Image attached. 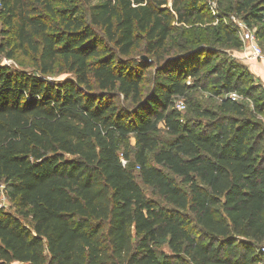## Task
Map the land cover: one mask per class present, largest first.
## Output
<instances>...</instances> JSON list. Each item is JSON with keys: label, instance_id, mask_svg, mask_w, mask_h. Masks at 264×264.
Listing matches in <instances>:
<instances>
[{"label": "trees", "instance_id": "obj_1", "mask_svg": "<svg viewBox=\"0 0 264 264\" xmlns=\"http://www.w3.org/2000/svg\"><path fill=\"white\" fill-rule=\"evenodd\" d=\"M81 1L86 19L66 0H1L0 53L30 56L33 71L0 63V184L14 208H0V264L264 262V127L228 96L247 73L212 82L221 101L202 125L174 101L202 88L184 79L208 64L191 63L208 38L190 31L189 51L160 62L173 23H201L208 0ZM236 11L264 35V0ZM141 45L150 62L133 57Z\"/></svg>", "mask_w": 264, "mask_h": 264}, {"label": "rangeland", "instance_id": "obj_2", "mask_svg": "<svg viewBox=\"0 0 264 264\" xmlns=\"http://www.w3.org/2000/svg\"><path fill=\"white\" fill-rule=\"evenodd\" d=\"M66 3L75 4L80 8L79 16L86 17V9L81 0H66ZM245 0H208L215 5L216 14L211 16L207 14L206 18L201 23H191L190 25L176 24L174 25V32L168 39L166 51L163 52L160 62H162L168 55H173L177 57L182 53H186L187 47L182 48L183 40L188 35L190 31L199 29L204 37L208 38L204 45L200 48L204 49L202 53L192 56L191 63H200V66L204 62L208 64L201 66V74L197 78L187 77L184 81L187 84H191L196 81L202 88L196 87L187 92L186 96L179 97L175 99V106L177 102L182 101L185 105L182 111V117H190L195 123H201L204 125L208 119L209 115L217 113L218 105L221 101L220 96L213 95V85L214 80L220 81V77L226 73H231L234 77L247 73L248 79L245 85L239 86L238 90L231 92L237 101L242 103L247 111L248 115H251V119L259 123L264 127V61H254L251 59H245L244 57L248 52L244 43L241 41L239 34L237 32L238 22L244 23L248 28L254 33L257 43L264 52V35H258V30L260 27L259 23L250 21L246 23L243 20V15L237 13L236 9L238 5L242 4ZM54 7H60L61 4L58 0H54ZM57 22L56 19L49 20L51 25ZM226 28H224V27ZM2 24L0 22V45L3 43V37L1 34ZM223 29L229 32H234L235 35L233 39L227 40L224 34L221 32ZM237 43H241V46H237ZM142 45L140 48L135 49L133 52V57L139 61L150 62L151 59L148 58L142 52ZM189 51V50H188ZM0 63L4 65H10L15 69L33 71L32 60L30 56L24 55L22 53H17L13 58H7L5 53H0ZM154 63V62H153ZM193 65V64H192ZM138 71V69H136ZM218 70V73L215 71ZM155 65L147 68L144 71V76L147 78L142 84L144 92L147 93L152 86V79L156 75ZM65 77V74H55L52 78L55 80H60ZM239 85V83H237ZM242 89V90H241ZM224 96V94H223ZM259 103L262 107V113L255 114V104ZM208 114V115H207ZM160 132L159 137H165L166 134L163 130V125H159ZM143 191L147 197L156 198L157 195L152 192V190L146 186H143ZM0 208L5 211L14 213V208L12 203L7 198L4 192V185L0 184Z\"/></svg>", "mask_w": 264, "mask_h": 264}, {"label": "built area", "instance_id": "obj_3", "mask_svg": "<svg viewBox=\"0 0 264 264\" xmlns=\"http://www.w3.org/2000/svg\"><path fill=\"white\" fill-rule=\"evenodd\" d=\"M0 6H1V0H0ZM208 6L210 8V11L212 12L213 15L216 14L215 12V5L212 2H208ZM238 29L237 32L239 34V37L241 41L244 43L245 49L248 51L246 52V56L244 57L245 59H251L254 61H264V52L257 43V40L254 36V33L242 22L237 23ZM228 96L232 100H237V98L232 94H228ZM185 105L182 101L177 102L176 108L178 110L184 109ZM261 253L264 254V244L260 248ZM259 264H264V262H261Z\"/></svg>", "mask_w": 264, "mask_h": 264}, {"label": "crops", "instance_id": "obj_4", "mask_svg": "<svg viewBox=\"0 0 264 264\" xmlns=\"http://www.w3.org/2000/svg\"><path fill=\"white\" fill-rule=\"evenodd\" d=\"M259 62H263V61H259ZM264 71V70H263ZM264 73V72H263ZM264 78V77H263Z\"/></svg>", "mask_w": 264, "mask_h": 264}]
</instances>
